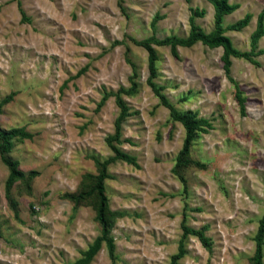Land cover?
<instances>
[{
	"label": "rangeland",
	"instance_id": "rangeland-1",
	"mask_svg": "<svg viewBox=\"0 0 264 264\" xmlns=\"http://www.w3.org/2000/svg\"><path fill=\"white\" fill-rule=\"evenodd\" d=\"M229 2L238 9L225 28L252 15L225 33L249 52L264 0ZM192 9L204 11L195 24L210 33L208 0H0V132L26 133L0 155V264L82 259L101 237L98 199L86 193L104 162L115 247L111 258L102 242L90 264H170L180 244L177 264H252L264 214V54L255 63L232 58L227 76L220 48L197 43L173 56L152 45L160 94L210 125L187 165L176 167L185 130L147 84L141 43L187 37ZM116 96L127 108L118 136ZM110 141L136 165L111 160ZM4 159L23 174L8 192ZM183 227L202 231L208 245Z\"/></svg>",
	"mask_w": 264,
	"mask_h": 264
},
{
	"label": "trees",
	"instance_id": "trees-1",
	"mask_svg": "<svg viewBox=\"0 0 264 264\" xmlns=\"http://www.w3.org/2000/svg\"><path fill=\"white\" fill-rule=\"evenodd\" d=\"M213 8V20H214V28L210 33L203 32L196 24V17H203L204 11L198 9L191 10V16L189 17V33L187 37L180 38L178 36H169L162 40L157 39L154 35H152L147 40L143 41L141 45L147 50L148 53V72L149 76L147 79V84L151 88L152 92L158 97L161 105L166 107L169 110L170 117L173 121L178 122L185 130V139L182 145L181 150L178 153L176 167L181 165H187L189 163L188 157L190 153V148L192 141L194 140L197 133H205L207 129L210 127L208 121L204 119L197 118L196 114H180L163 96L160 94V89L157 87L154 79L156 78V61L157 56L152 48V45L156 46H167L171 49V53L173 56L177 55V48H190L197 43H201L202 45L210 48L217 49L220 48L222 50L221 61L223 63V70L227 76L230 73L231 67V59L238 58L246 60L250 63H255L254 57L259 54H264V49L257 51V45L259 41L264 37V11L259 13L256 17V26L254 31L250 36V47L251 50L249 52H241L236 50L231 40L225 35L226 31H241L246 28L251 19V14H246L242 19L238 20L234 24L225 28L223 26L224 18L238 9V6L235 4H231L229 0H208ZM157 20V18H156ZM155 20V21H156ZM153 22V26L154 23ZM237 100L240 104L241 109H244V100L240 97V91L237 89ZM116 104L119 108V115L115 122V136H118L121 128V123L126 117L127 108L120 96H116ZM1 108V106H0ZM18 137H26V133L24 129H12L6 132H0V155L4 152H7L11 148V140ZM115 139V138H114ZM109 146L114 152V157L111 160H120L130 165L135 164V158L131 157L127 154L120 152L115 146L109 142ZM4 164L7 166L9 170V175L5 184V190L8 192L12 185L19 179L23 177L22 172H20L16 163L10 160L4 159ZM106 166L107 162L101 164V170L99 175L97 176L96 183L94 186L86 193V195L95 194L98 199V204L96 208V221L101 228V237L96 239L92 245L89 246L88 250L84 253V257L74 264H90L93 257L98 253L101 249L102 242H105L107 250L111 258L114 253V243L112 239L108 237L109 234V226L111 223V218H108V210H107V199L104 191V180L107 178L106 176ZM183 236L186 237L188 235H192L196 237L203 246H207V239L204 237L203 232L199 230H192L187 227H183ZM264 237V214L259 221V228L255 239V252L254 256L251 260L252 264H264L262 261V239ZM183 250L182 244H180L178 253L172 257L170 264H177V260L182 257Z\"/></svg>",
	"mask_w": 264,
	"mask_h": 264
}]
</instances>
